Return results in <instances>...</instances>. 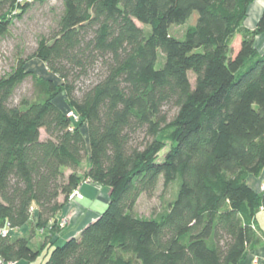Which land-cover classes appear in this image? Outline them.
Here are the masks:
<instances>
[{"label": "trees", "instance_id": "obj_1", "mask_svg": "<svg viewBox=\"0 0 264 264\" xmlns=\"http://www.w3.org/2000/svg\"><path fill=\"white\" fill-rule=\"evenodd\" d=\"M45 1L0 0V37ZM253 2L61 0L28 57L57 82L14 104L32 74L28 58L0 76V230L29 225L25 236L0 233L3 263L32 262L48 248L45 264H240L264 206V190L247 180L264 169V51L255 45L264 8L245 26ZM193 12L183 36L171 35ZM86 180L110 189L108 204L57 244L56 215ZM159 184L161 208L137 214Z\"/></svg>", "mask_w": 264, "mask_h": 264}, {"label": "rangeland", "instance_id": "obj_2", "mask_svg": "<svg viewBox=\"0 0 264 264\" xmlns=\"http://www.w3.org/2000/svg\"><path fill=\"white\" fill-rule=\"evenodd\" d=\"M61 7V0H47L43 4L33 5L20 19H15L13 21L8 34L3 38L0 37V76L8 74L13 69L18 57L28 58L33 53L36 48L37 40L41 36H46L54 27L55 20L61 11ZM250 17L249 15V18ZM196 18L197 12H193L184 24L171 26L170 34L176 37H182L183 32L189 25L195 22ZM249 18H247V21ZM137 25L145 31L149 28V26H144L138 22ZM255 45L259 52L264 51V33L257 36ZM238 46L239 38H237L233 44L234 53L237 51ZM25 68L32 74L14 90L12 97V103L14 104L18 103L22 98L38 99L42 97L44 94L43 83L45 79L51 78L57 82V79L48 72L43 63L37 58H28L25 63ZM190 79L193 81V75L191 74ZM56 103L60 107H63L70 115L73 114L72 111L67 109L63 95H60L56 99ZM72 117L74 116L72 115ZM82 131L83 133L86 131L84 126L82 127ZM42 135H44L43 132ZM164 152L161 154L163 155ZM86 169L87 164H84L80 174L84 173ZM89 182V180H86L82 183ZM173 192L174 186H170L169 190L163 194V196L169 198ZM162 201V188L161 184H159L155 197L148 199L142 196L139 199L136 212L141 216L148 217L151 213L161 208ZM63 243V241H59L57 244L61 245Z\"/></svg>", "mask_w": 264, "mask_h": 264}, {"label": "crops", "instance_id": "obj_3", "mask_svg": "<svg viewBox=\"0 0 264 264\" xmlns=\"http://www.w3.org/2000/svg\"><path fill=\"white\" fill-rule=\"evenodd\" d=\"M264 8V0H254L249 8L248 21L246 19L245 26L252 28L256 24L262 10ZM248 22V23H247ZM248 183L256 191H262L264 185V169L258 176H249ZM82 193L81 198H76L66 205L57 213V222L63 218H67V224L61 229L59 234L53 238L56 243L64 241L72 236H78L81 230L90 222L94 221L99 214L106 208L109 201L110 189L107 186L99 185L97 183L89 182L82 183L79 186ZM256 237L255 246L247 251L245 258L240 264H264V206L261 207L255 219ZM29 231V225H23L20 228L11 231L12 236H25ZM49 228L43 230L39 229L32 237L30 243L34 249H38L45 241L48 235ZM50 249L46 248L42 254L32 262L16 261L12 264H45ZM0 264L3 263L0 260Z\"/></svg>", "mask_w": 264, "mask_h": 264}, {"label": "built area", "instance_id": "obj_4", "mask_svg": "<svg viewBox=\"0 0 264 264\" xmlns=\"http://www.w3.org/2000/svg\"><path fill=\"white\" fill-rule=\"evenodd\" d=\"M68 115H69V116H72V115H73L74 118H76L74 114L70 115V114L68 113ZM262 188H263V190H264V185H262ZM81 197H82V195H81V193H80V190H79V188H77V189L73 190V191L69 194V196H68V202H71V201H73L74 199H76V198H81ZM66 224H67V218H63V219L59 220V222H58V225H59L61 228L65 227ZM11 231H12V229H3V230H0V233H1L2 235H10V234H11ZM9 264H12V262H9Z\"/></svg>", "mask_w": 264, "mask_h": 264}]
</instances>
